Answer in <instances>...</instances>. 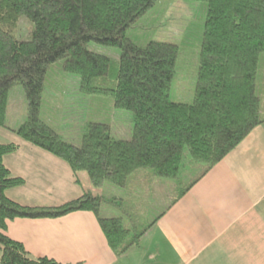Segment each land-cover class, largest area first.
<instances>
[{
	"label": "trees",
	"instance_id": "obj_1",
	"mask_svg": "<svg viewBox=\"0 0 264 264\" xmlns=\"http://www.w3.org/2000/svg\"><path fill=\"white\" fill-rule=\"evenodd\" d=\"M157 1L0 0V125H6L10 90L22 85L28 115L15 131L66 160L74 172L87 171L95 187L110 183L123 188L140 169L177 177L186 149L192 161L209 167L222 160L264 122L258 84L264 0H200L207 2L208 15L193 103L170 99L179 46L156 40L138 45L128 36ZM21 15L34 24L29 40L13 33ZM90 42L121 49L113 76L111 58L88 49ZM59 61L62 84L66 73L77 74L82 92L111 96L116 108L133 113L130 139L117 138L108 123L89 121L82 144L75 145L43 119L47 78ZM20 146L0 142V264H63L47 256L32 257L22 242L11 238L7 226L16 218L92 210L117 254L140 244L142 232L132 233L121 218L99 215L103 201L122 206L120 198L88 192L55 206H32L9 197L7 190L25 180L12 175L3 159Z\"/></svg>",
	"mask_w": 264,
	"mask_h": 264
},
{
	"label": "crops",
	"instance_id": "obj_2",
	"mask_svg": "<svg viewBox=\"0 0 264 264\" xmlns=\"http://www.w3.org/2000/svg\"><path fill=\"white\" fill-rule=\"evenodd\" d=\"M62 79L63 74L61 85ZM64 96L65 88L53 95L51 122L64 118L58 103ZM104 118L117 138L132 137L133 125L115 123L110 112ZM39 148L33 150L43 156H4L11 174L25 180L7 190L9 197L32 206L59 205L88 192L120 198L122 206L103 201L99 215L121 218L132 233L143 235L140 244L117 254L92 210L9 221L7 234L22 242L32 257L47 256L63 264H264V122L211 167L192 161L191 169L174 178L140 169L123 188L95 187L88 173L74 172L66 160ZM191 170L198 175L184 188L183 177Z\"/></svg>",
	"mask_w": 264,
	"mask_h": 264
},
{
	"label": "rangeland",
	"instance_id": "obj_3",
	"mask_svg": "<svg viewBox=\"0 0 264 264\" xmlns=\"http://www.w3.org/2000/svg\"><path fill=\"white\" fill-rule=\"evenodd\" d=\"M207 15L208 4L205 1L158 0L155 6L143 15L136 25L128 30V36L138 45H146L149 41L156 40L174 43L179 46V56L170 92V99L173 102L193 103L195 100ZM33 28V22L27 16L21 15L18 18L13 33L18 39L29 40ZM87 47L91 51L107 55L111 58V76H113L118 68L121 49L96 42H90ZM53 66L54 68L50 71L47 78L43 95L44 109L42 117L44 120L55 125V128L60 131L61 136L66 141L74 143L75 145H81L84 131L88 124L86 118L89 117V121L106 123L104 118L106 112L111 113V118L114 122L116 121L115 123L122 122V125L125 127L130 125L134 126L133 113L128 110L116 108L111 96L91 95L82 92L80 88L81 79L77 74L65 72L67 80L63 85L59 84L58 79L62 73L57 70L61 69L62 61L57 62ZM263 75L264 54L261 57L258 77L259 92L264 102ZM61 88H65V96L64 101L60 99L58 103H62L65 110L63 113L65 115L58 122H51L49 109L53 106V95L57 94ZM27 104V97L23 86L17 85L13 87L9 95L6 125H0V142H19L21 146L17 151L11 153L12 155L8 154L9 156H43L33 150V148H39L38 146L23 140L15 131L27 119ZM82 111L87 113L86 116ZM38 150L43 149L39 148ZM51 156H54V154ZM191 164L190 153L186 149L180 173L182 174L185 170L191 169ZM84 172L88 173L87 171ZM197 175L198 172L194 170L187 171L186 176L188 178L183 177V187H187ZM107 184L112 185L110 183ZM148 212L151 214L152 210H148ZM105 213L106 208L104 207L102 208V214L104 215ZM148 221L146 220L142 224H146Z\"/></svg>",
	"mask_w": 264,
	"mask_h": 264
}]
</instances>
